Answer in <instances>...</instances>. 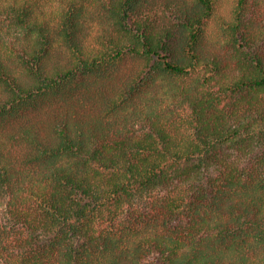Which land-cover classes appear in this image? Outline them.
Masks as SVG:
<instances>
[{"label":"trees","instance_id":"obj_1","mask_svg":"<svg viewBox=\"0 0 264 264\" xmlns=\"http://www.w3.org/2000/svg\"><path fill=\"white\" fill-rule=\"evenodd\" d=\"M0 264H264V0H0Z\"/></svg>","mask_w":264,"mask_h":264}]
</instances>
